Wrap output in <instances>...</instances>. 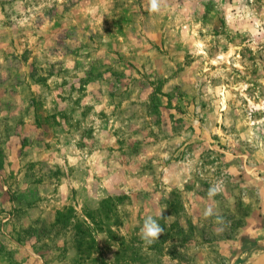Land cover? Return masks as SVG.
Wrapping results in <instances>:
<instances>
[{
  "label": "rangeland",
  "instance_id": "rangeland-1",
  "mask_svg": "<svg viewBox=\"0 0 264 264\" xmlns=\"http://www.w3.org/2000/svg\"><path fill=\"white\" fill-rule=\"evenodd\" d=\"M158 4L0 0V264L261 257L264 0Z\"/></svg>",
  "mask_w": 264,
  "mask_h": 264
},
{
  "label": "clouds",
  "instance_id": "clouds-1",
  "mask_svg": "<svg viewBox=\"0 0 264 264\" xmlns=\"http://www.w3.org/2000/svg\"><path fill=\"white\" fill-rule=\"evenodd\" d=\"M159 10L158 0H150V11L156 12ZM216 189H211L209 195H213ZM205 215H211V209L205 212ZM164 232V228L159 223L158 219L152 215H148L143 219V224L140 228V238L145 243V245L150 246L154 244L160 234Z\"/></svg>",
  "mask_w": 264,
  "mask_h": 264
},
{
  "label": "water",
  "instance_id": "water-1",
  "mask_svg": "<svg viewBox=\"0 0 264 264\" xmlns=\"http://www.w3.org/2000/svg\"><path fill=\"white\" fill-rule=\"evenodd\" d=\"M253 264H264V251L261 254V257Z\"/></svg>",
  "mask_w": 264,
  "mask_h": 264
},
{
  "label": "crops",
  "instance_id": "crops-1",
  "mask_svg": "<svg viewBox=\"0 0 264 264\" xmlns=\"http://www.w3.org/2000/svg\"><path fill=\"white\" fill-rule=\"evenodd\" d=\"M264 242V231H261V243Z\"/></svg>",
  "mask_w": 264,
  "mask_h": 264
}]
</instances>
